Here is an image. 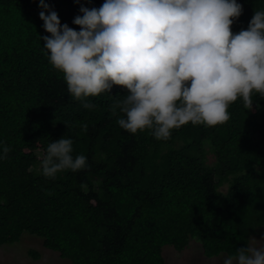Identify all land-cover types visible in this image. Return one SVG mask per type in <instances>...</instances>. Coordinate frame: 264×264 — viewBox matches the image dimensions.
<instances>
[{"label":"trees","instance_id":"trees-1","mask_svg":"<svg viewBox=\"0 0 264 264\" xmlns=\"http://www.w3.org/2000/svg\"><path fill=\"white\" fill-rule=\"evenodd\" d=\"M237 2L233 32L264 9V0ZM45 3L78 31L72 20L80 6L98 8L103 0ZM38 4L0 0V143L10 148L0 160V246L27 233L71 264H166L164 246L182 252L193 240L208 259L245 246L264 228V99L254 96L247 110L238 98L226 123H189L168 140L147 129L131 134L110 111L126 94L122 86L87 98L92 108L67 93L42 48L39 37L50 34ZM62 135L87 167L46 178V146Z\"/></svg>","mask_w":264,"mask_h":264},{"label":"clouds","instance_id":"clouds-1","mask_svg":"<svg viewBox=\"0 0 264 264\" xmlns=\"http://www.w3.org/2000/svg\"><path fill=\"white\" fill-rule=\"evenodd\" d=\"M38 7L50 34L39 37L42 48L63 74L67 93L92 108L87 98L122 86L126 94L110 111L131 134L147 129L168 140L189 123H226L238 98L247 110L254 96L264 99V9L253 11L246 29L233 32L230 26L242 13L237 0H103L98 8L80 6L82 15L72 20L77 31L61 24L45 0ZM9 152L0 143V160ZM86 167L85 155L73 156L71 137L49 140L41 160L44 177ZM222 264H264V237L250 238Z\"/></svg>","mask_w":264,"mask_h":264},{"label":"rangeland","instance_id":"rangeland-1","mask_svg":"<svg viewBox=\"0 0 264 264\" xmlns=\"http://www.w3.org/2000/svg\"><path fill=\"white\" fill-rule=\"evenodd\" d=\"M37 157L41 160L43 152L38 151ZM209 165L214 164V159L209 155L206 159ZM219 191L225 193L227 184L220 187ZM264 237V228L259 230L251 238L260 240ZM32 250L40 255L39 259H33L28 252ZM162 254L166 264H222L225 254L215 258H205L201 246L196 240L190 241L189 246L182 252L175 251L171 246L162 248ZM0 264H71L63 259L57 252L50 251L42 246L40 238L23 234L20 241L10 245L0 246Z\"/></svg>","mask_w":264,"mask_h":264}]
</instances>
